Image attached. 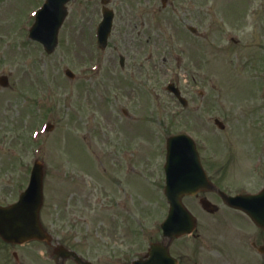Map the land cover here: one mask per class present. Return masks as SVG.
<instances>
[{"label":"rangeland","instance_id":"374dc122","mask_svg":"<svg viewBox=\"0 0 264 264\" xmlns=\"http://www.w3.org/2000/svg\"><path fill=\"white\" fill-rule=\"evenodd\" d=\"M43 2L0 0V78L9 77L8 87L0 85V205L17 200L38 159L43 224L84 255L108 257L115 242L138 251L162 239L172 135L194 137L224 187L264 185L251 176L264 173V162L260 170L250 164L262 157L264 0H170L166 8L161 0H112L116 17L105 51L96 42L101 0H72L49 54L29 38ZM172 80L187 107L167 91ZM49 122L54 128L45 132ZM185 202L199 220L201 242H239L221 215L210 216L196 198ZM49 255L42 243L0 240V264H54Z\"/></svg>","mask_w":264,"mask_h":264},{"label":"water","instance_id":"95a60500","mask_svg":"<svg viewBox=\"0 0 264 264\" xmlns=\"http://www.w3.org/2000/svg\"><path fill=\"white\" fill-rule=\"evenodd\" d=\"M69 0H48L44 11L38 17L37 24L31 31L32 38L41 41L48 52H53L58 45V33L68 14L65 4ZM104 22L100 26L102 47H106L107 38L111 32L113 14L103 9ZM73 77L70 71H67ZM2 86L8 85V78H0ZM187 151L184 152L183 149ZM193 159V163H188ZM167 197L171 204L170 215L164 224V236L174 239L192 231L195 222L192 215L182 204L185 195H193L199 190L209 189L210 184L203 171L194 142L185 136L172 137L168 141ZM44 169L36 162L28 190L22 194L20 203L0 209V235L7 242L23 244L39 239H47L40 221V211L43 205ZM226 202L235 207H243V202L249 204L250 214L255 221L264 227V192L256 197L226 198ZM206 208L209 204L203 202ZM245 204V205H246ZM244 205V206H245ZM60 254V253H59ZM60 255H63L60 254ZM164 256L169 257L164 249ZM151 261L153 259H150Z\"/></svg>","mask_w":264,"mask_h":264},{"label":"flooded vegetation","instance_id":"af4514ba","mask_svg":"<svg viewBox=\"0 0 264 264\" xmlns=\"http://www.w3.org/2000/svg\"><path fill=\"white\" fill-rule=\"evenodd\" d=\"M201 158L210 180L216 185H218L219 176H216V174L208 170L205 158H203L202 154ZM218 169L220 168H218L217 166L214 167V172H216ZM220 170V172H222V169ZM259 175V178L264 179V173ZM243 194H246L245 190H243ZM208 196H214L215 199L220 200L219 202H221V204L219 202L215 203L214 201H212L215 207L213 208L212 212L207 213L210 216H217L218 214L221 215V221H223L224 224L222 225V227L224 226L227 231L231 232L228 235L230 238H234L236 236L239 242H222L223 244L217 245L216 242H201L202 236L199 233L200 226L198 224V228L195 234H193L192 236L177 239L170 246V254L177 260V263L228 264L231 262L233 263V261L235 260L238 261L240 264H264V230L261 229L258 225H256L254 221L250 218V216H248V214H246L244 211L237 210L226 205L217 192H201L194 196V198L198 200H200L201 198L209 200ZM70 197L72 199H68L67 202H69V204L71 205L73 204L72 201L74 198V194H72ZM64 202L65 200L63 201V204ZM64 223L66 224L67 222L65 221ZM231 229H233V233ZM185 238H191L194 240V242H177ZM54 241L55 240L52 239L51 243L47 245L50 249V258L53 260L54 264H58L60 260L57 257L55 258L53 256L56 245L64 244L70 248H72V245H69L67 240L63 243L62 241L60 242L56 239L55 244ZM155 243L158 244L160 242H148L147 252L150 249L151 245ZM132 248L133 245H130L129 243L120 244V242H115L114 245L110 248L112 252H109L108 257H100V255H97L99 257H97L96 255L89 256L88 254L84 255L82 252L80 253L85 258L95 262L96 264H133L135 260H140L144 258L147 254L146 253L142 256L140 254H142L143 250L137 251V249L133 250ZM72 249L78 248L73 247ZM215 254L220 255L221 258L215 257ZM19 258L20 257L18 256L16 259L19 260ZM95 259L97 261H95Z\"/></svg>","mask_w":264,"mask_h":264}]
</instances>
